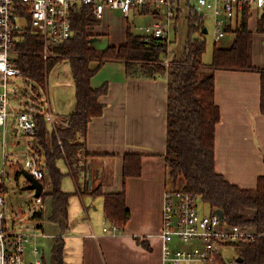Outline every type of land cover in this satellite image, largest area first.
Returning a JSON list of instances; mask_svg holds the SVG:
<instances>
[{
	"label": "trees",
	"instance_id": "1",
	"mask_svg": "<svg viewBox=\"0 0 264 264\" xmlns=\"http://www.w3.org/2000/svg\"><path fill=\"white\" fill-rule=\"evenodd\" d=\"M134 11L139 15H151L158 13L159 7L147 4ZM179 13L180 9L177 20ZM26 18L27 24L15 46L17 55L14 64L21 76L45 88L50 70L56 64L67 61L75 96L74 109L66 116L64 124L55 125L50 146L47 141L49 124L43 117L45 110L42 108L39 109L42 115L36 117V131L32 135L42 149H37L36 156L44 174L41 183L44 185L48 179L52 186L50 193L41 194V202L50 201L47 219L60 230V234L52 239L49 264H65L64 236L69 230L68 205L72 194L62 189V182L66 175H72L79 181L89 171L84 159L90 156L87 152L88 126L93 119L103 115L104 105L100 98L108 92L107 83L95 88L92 78L107 63L123 64L125 75L130 79H167L166 149L163 157L172 187L177 189V181L182 178L183 184L178 190L197 196L201 203L210 208V214L221 210L227 225L249 227L253 231V240L234 245V264H264V176L257 178L254 189H243L230 183L215 168V130L220 111L214 97V73L218 70H258L251 63L249 13L243 12L235 29H227V34L235 35L230 48L214 47L208 74L202 70L204 18L194 7H190L187 15L184 52L178 60L169 61V66L164 62L172 41L167 43L165 39L134 34L128 22L123 44L95 48L90 40L101 35L92 34L91 31L100 25V19L94 16L93 8L86 5H76L74 8L71 40L52 46L50 56L45 60L41 37L32 30L29 16ZM255 32L264 34V14L257 18ZM195 34L199 37L194 38ZM260 75V112L264 115V70L260 71ZM61 159L65 161L67 174L58 166ZM141 162L140 154L124 155L123 178L139 177ZM79 192L93 198L102 197L105 223L108 227L116 226L118 233L125 228L131 213L124 191L103 193L101 186L88 190V182H85V190L80 189ZM34 218L43 222L46 219L45 211L40 210ZM136 242L149 250L145 241L137 238Z\"/></svg>",
	"mask_w": 264,
	"mask_h": 264
},
{
	"label": "crops",
	"instance_id": "2",
	"mask_svg": "<svg viewBox=\"0 0 264 264\" xmlns=\"http://www.w3.org/2000/svg\"><path fill=\"white\" fill-rule=\"evenodd\" d=\"M180 7L181 12L182 4ZM117 18L111 22L109 36L113 44L110 46H119L126 40L124 18ZM248 27L252 32L251 63L258 70H218L214 73V97L220 111L214 150L219 174L240 188L254 189L257 178L264 176V115L260 112L264 34L255 32L256 21L251 25L249 21ZM91 32L104 33L99 26ZM167 82V79L127 78L121 63L105 64L92 78L93 87L107 83L108 92L100 98L104 105L103 115L88 126L87 152L90 156L84 159L89 171L79 181L66 175L73 188L64 189L72 194L68 205L69 230L64 236L65 264H161L159 235L163 195L166 190L174 189L163 157ZM70 94L69 97L64 94V101L52 103L58 120L56 124H64L66 116L74 109V86ZM126 154L142 155L139 177L123 178V156ZM60 169L67 174V168ZM85 182H88V190L101 186L103 193L125 192L131 218L116 235L103 232V228L108 227L104 220L103 198L79 192L85 190ZM41 205L45 207L46 217L41 222V236L51 249L52 239L60 230L47 219L50 201ZM137 238L145 241L149 250L140 246Z\"/></svg>",
	"mask_w": 264,
	"mask_h": 264
},
{
	"label": "built area",
	"instance_id": "3",
	"mask_svg": "<svg viewBox=\"0 0 264 264\" xmlns=\"http://www.w3.org/2000/svg\"><path fill=\"white\" fill-rule=\"evenodd\" d=\"M183 1L185 0H0V127H5L9 116H16V132L32 136L36 131V117L42 115L39 108L15 113L9 102L13 92H9L8 86L15 77H21L20 70L14 64L17 55L15 46L27 24V16L32 30L41 37L43 58L46 60L52 46L66 43L73 37L72 21L76 5L91 6L97 19H102L106 10L119 11L124 18H129L132 11L139 10L142 6H158L159 12L151 14V24L140 30L145 37L165 39L169 43L171 31L175 30L177 11ZM190 2L191 0H187L185 4ZM193 7L202 17L210 16L215 43L226 36L227 29H235L244 11L250 16L254 10L264 14V0H195ZM20 22L24 24L21 26ZM164 64L169 66L170 62L166 60ZM47 104L43 117L55 129L58 122L55 109L48 99ZM5 159L6 156L3 155L0 170V264H24L25 245L31 241V237L9 234L4 229ZM25 167L32 177L42 181L44 174L35 155L30 156ZM35 201L37 204L42 203L40 197ZM199 202L197 196L183 190L168 189L164 192L159 235L161 264H234L233 257L230 256L234 245L253 240L254 233L249 227L229 226L223 217L213 213L201 214L198 210ZM103 232L116 235L118 228L105 226ZM32 250L35 255L39 254L36 246Z\"/></svg>",
	"mask_w": 264,
	"mask_h": 264
},
{
	"label": "rangeland",
	"instance_id": "4",
	"mask_svg": "<svg viewBox=\"0 0 264 264\" xmlns=\"http://www.w3.org/2000/svg\"><path fill=\"white\" fill-rule=\"evenodd\" d=\"M185 3H187V0L182 2V10L179 13L175 30L173 29L171 31L170 41L172 42L169 44L166 53V60L171 62L173 60H178L183 54L185 42L187 40V15L190 11V7L195 5V0H191L190 4H187L186 6ZM260 15L261 14H259V12L254 10L250 18V25L255 23ZM117 17H120V20L122 19L121 12L110 10H106L104 12V16L99 25V27L103 28L104 33L97 37L99 39L98 41L93 43L95 48L104 49L113 44V42H111L112 37L109 36L111 32L110 26L111 22L116 21L114 19H119ZM122 21L125 22L124 27L126 30L127 24L129 23L131 31L134 34L142 35L143 32L140 28L151 24L152 18L151 15H139L135 11H132L130 17L124 18ZM203 23L207 33L202 36V39L205 41V52L202 56L204 68L202 70L203 73L208 74L210 73L209 65L212 61L214 47L225 49L230 48L235 35L228 33L219 42L215 43L213 40L214 28L209 15L204 18ZM23 24V22H20L21 26ZM195 37H199V35L195 34L194 38ZM72 87L73 83L71 80L69 63L67 61H63L56 64L50 70L47 76L45 88L40 87L34 81L27 80L22 76L15 77L13 82H11L8 86L9 92H13V97L9 100V102L11 104V108L15 110V113H18L20 110L31 111L35 110V108H42L46 111L48 108L47 99L51 103L60 100L64 101V99H66L64 94L67 93V96L69 97V95H71L70 89H72ZM16 127V116H9L5 127H0V170L2 168L3 155L6 156L4 182L6 191L3 194V212L5 215L4 229L9 234H20L31 237V241L25 245L23 254L24 264H33L36 262H38V264H44V262L45 264H49L50 247L47 244V241L41 236V226L43 223L34 218V215L40 210H44L45 207L36 203L34 191L24 189L28 183L24 176L20 173L22 170L27 171L25 167L26 161L32 155L37 156V149L40 147L36 138L33 136L24 135L21 132H14ZM52 131L53 125L49 123L47 127V141L49 144H51L50 139ZM42 156H44V152L42 153ZM58 166L63 170L67 168L62 159L58 161ZM62 184L63 190L65 188H67V190L73 188V183L71 180H67V176L64 177ZM182 184L183 179L180 178L177 181L176 188L180 189ZM43 188L44 193L51 192L52 186L48 179H46ZM198 210L201 214H210V208L201 202L198 203ZM33 236L35 238H33ZM34 246H36L39 251L38 255L33 253L32 249ZM235 255L236 251L233 249L230 256L235 257Z\"/></svg>",
	"mask_w": 264,
	"mask_h": 264
},
{
	"label": "water",
	"instance_id": "5",
	"mask_svg": "<svg viewBox=\"0 0 264 264\" xmlns=\"http://www.w3.org/2000/svg\"><path fill=\"white\" fill-rule=\"evenodd\" d=\"M203 33L206 34L207 30L204 29ZM98 40L99 39L97 37H94L90 40V43H94ZM14 132H16V130H14ZM20 173L22 176H24V178L27 180V183H28L24 189L34 191V197L39 198L41 194L43 193V189H44L43 184L37 181L34 177H32V175H30V173H28L27 171L22 170L20 171ZM213 214L219 216L220 218L223 217V212L221 210H215ZM33 264H36V263H33Z\"/></svg>",
	"mask_w": 264,
	"mask_h": 264
}]
</instances>
